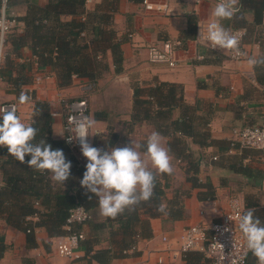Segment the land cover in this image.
I'll list each match as a JSON object with an SVG mask.
<instances>
[{
	"label": "crops",
	"instance_id": "obj_1",
	"mask_svg": "<svg viewBox=\"0 0 264 264\" xmlns=\"http://www.w3.org/2000/svg\"><path fill=\"white\" fill-rule=\"evenodd\" d=\"M8 10V15L15 20L16 31L21 34L23 24L18 21L27 9V4L44 6L48 0H25ZM148 3H167L169 15L146 9L143 0H118V8L113 17V26L121 41L122 72L115 73L109 57V69L95 82L74 78L71 86L58 88L54 72L49 67L38 68L29 48H22L18 56L11 55L12 64L5 68L0 79V104L14 102L21 119L30 123L32 119L33 100L45 101L50 106L52 117V133L62 139L61 128L64 122L60 98L70 100L85 99L88 103V118L95 121L89 129V143L98 148H105L110 137L114 142L109 147H123L132 141L143 143L154 127L146 121L132 120L133 91L132 84L150 87L157 82L175 84L182 90L184 103L197 105V117L208 119L206 133L209 145L199 146L192 138L182 137L188 151L194 158H199L198 177L209 179L215 188L213 200L197 199V189L190 188L184 172L185 163L171 155L173 173L166 189V198H170L174 189L188 190L190 195L184 199L186 216L178 221H163L161 218L150 219L151 236L137 241L134 253L126 258H114L109 264H184L180 257L171 258L168 247L174 246L184 229L191 225L202 224L210 228L213 222L229 209L231 199L238 200L244 210L246 202L256 201L258 212L264 208V154L253 149L242 158V163L251 168L261 170L259 176L243 175L226 166L223 158L227 149L232 128L264 123V85L255 79L254 68L247 64L248 57H261L264 48V16L260 25L253 24V12L238 3L234 16L221 21L229 31L241 29L245 32L244 49L247 58L241 62L230 60L217 51L209 50L194 42L193 31L187 34L188 17L197 22L208 23L212 9L217 0H146ZM102 0H86V8L93 9ZM193 29V24H190ZM195 35V34H194ZM166 40L179 42L175 51L177 66L169 68L163 64H152L147 60L150 45H157ZM29 64L31 72L49 74L40 85L32 81L15 88L8 83L9 75H16V64ZM32 91L33 99L21 104L18 97L21 93ZM179 109L172 111V119L179 116ZM203 131V129H202ZM162 143L167 147L168 138L163 136ZM209 141H212L209 143ZM223 154V155H222ZM235 153L231 156H242ZM219 156L217 161H210L212 156ZM150 170L156 172L155 169ZM51 177V175H50ZM52 180V178H51ZM55 183L54 180H52ZM0 174V185H2ZM92 221L102 222L105 217L100 214L99 207L89 212ZM260 219V218H259ZM31 222L37 219L27 218ZM262 222L264 220L260 219ZM18 226L8 224L0 217V236L3 239L4 251L0 258L3 264H67V259L59 256L56 245L65 236L50 237L43 227H34V245L27 243V236ZM85 239L92 235L88 224L81 225ZM99 243L94 250L110 247L109 229L98 233ZM167 236L169 243L162 241ZM83 242V241H82ZM80 243L78 253L84 257L85 248ZM197 251V250H193ZM86 264H98L95 261ZM247 264H257L250 252Z\"/></svg>",
	"mask_w": 264,
	"mask_h": 264
},
{
	"label": "trees",
	"instance_id": "obj_2",
	"mask_svg": "<svg viewBox=\"0 0 264 264\" xmlns=\"http://www.w3.org/2000/svg\"><path fill=\"white\" fill-rule=\"evenodd\" d=\"M25 0H7L6 12ZM240 6L253 12V24L260 25L264 16V0H239ZM118 8V0H102L93 9L86 8V0H48L44 6L29 3L25 14L19 18L23 31L19 34L16 27L10 30L6 38L4 67L11 66V55L19 57L18 51L29 48L38 68L49 67L53 70L58 88L72 85L73 79H85L95 82L109 69V57L115 73L122 72L121 41L113 26V17ZM187 34L193 31L195 21L188 17ZM193 24V29L190 27ZM264 57V48L262 46ZM16 75H9L8 83L15 88L32 81L33 73L29 64L17 63ZM256 81L264 85V66L254 68ZM133 105L132 120L146 121L155 131L168 138L167 147L170 154L185 163L184 172L190 188L197 189L196 197L200 201L213 200L215 188L209 179L198 177L199 158H194L188 151L182 137L192 138L199 146L209 145L205 129L208 119L197 117V105L184 103L182 90L175 84L157 82L150 87L132 84ZM179 109V116L172 119V111ZM35 112V116H34ZM38 129L34 142L41 139L50 144L52 149L63 151L66 160L71 162L70 176L63 184L53 183L50 173L28 167L8 154L7 148L0 146V174L3 184L0 185V217L8 224H23L27 243L34 245V227H43L50 237L67 236L81 231L80 224H68L70 211L78 207L90 212L98 206L97 199L81 187L80 180L87 163L77 148H72L63 139H57L52 133V116L50 106L45 101L33 100L32 120ZM250 125H255L254 123ZM249 126V125H246ZM203 129V131H202ZM114 139L109 136L107 145ZM212 141H209L211 143ZM249 150L240 151L242 156H226L225 164L243 175L259 176L261 170L242 163V158ZM223 155V154H222ZM225 156V155H223ZM30 156H25V161ZM264 172V171H263ZM155 173L153 197L141 202L134 211L125 210L115 218L105 217L102 222L90 219L89 239H84L85 248L82 259L98 264H109L114 258H126L134 253L140 239L151 236L150 219L161 218L163 221H178L186 216L184 199L190 195L188 190L174 189L171 197L166 198V189L172 176ZM264 176V174H263ZM89 196H92L89 199ZM167 206V215L157 211L158 206ZM246 208L253 207L255 216L264 220V208L258 212L256 201L246 202ZM35 217L31 222L27 218ZM109 229L110 247L94 250L99 243L98 233ZM3 239L0 236V256L4 251ZM184 264H211V260L199 251L183 253Z\"/></svg>",
	"mask_w": 264,
	"mask_h": 264
},
{
	"label": "clouds",
	"instance_id": "obj_3",
	"mask_svg": "<svg viewBox=\"0 0 264 264\" xmlns=\"http://www.w3.org/2000/svg\"><path fill=\"white\" fill-rule=\"evenodd\" d=\"M238 3L239 0H217L212 18L198 38L213 48L234 50L237 55H242L238 38L221 23L234 16ZM6 4L7 0H2L0 16L6 11ZM167 47L170 52L171 46ZM152 58L165 59L157 50H153ZM247 64L252 68L264 66V57H248ZM30 99L29 95L21 93L18 102L29 103ZM34 124V119L31 123L24 122L14 106L0 108V146L6 147L8 154L20 163L47 171L52 180L64 185L70 176L71 162L66 160L62 150L52 149L44 139L34 142L38 133ZM94 124V119L85 117L73 128L74 140L79 141L80 152L87 161L80 185L96 197L102 216L115 218L125 210L134 211L141 202L153 197L155 173L150 166L160 174L173 173L170 150L162 143L163 137L158 131H152L143 143L130 141L123 147H94L87 139L92 136L88 130ZM25 156L31 158L25 161ZM157 211L167 215V206L160 205ZM237 219L247 250L256 258L257 264H264V222L254 215L252 209L238 212Z\"/></svg>",
	"mask_w": 264,
	"mask_h": 264
},
{
	"label": "built area",
	"instance_id": "obj_4",
	"mask_svg": "<svg viewBox=\"0 0 264 264\" xmlns=\"http://www.w3.org/2000/svg\"><path fill=\"white\" fill-rule=\"evenodd\" d=\"M90 1V0H88ZM199 0H196L198 2ZM2 4V0H0ZM146 9L155 10L158 13L169 15L170 9L167 3H148L143 0ZM207 23L197 22L195 26L194 42L209 50L217 51L229 58L230 60L241 62L247 58V53L244 49L245 32L241 29H234L230 32L235 35L239 40V49L242 55H237L234 50L213 48L210 44L206 43L203 39L198 38L199 33L206 30ZM15 26V20L12 16L8 15L6 11L0 16V79L1 70L3 68V61L6 50V38L10 30ZM171 46V51H168L167 46ZM179 46L178 41L166 40L157 45H150L147 51V60L152 64H163L169 68L177 66L175 59V51ZM153 50H157L165 57L163 60H153ZM49 74L37 71L33 74L32 83L40 85L44 79H48ZM30 100L33 99L32 91L28 92ZM59 103L62 106L64 122L61 128L62 139L72 148H79V141L74 140L76 133L73 131L74 124L88 117V103L85 99L70 100L67 98H60ZM15 107L17 114L18 108L14 102L1 103L0 108ZM57 113L52 112L51 116L55 117ZM89 132V130H88ZM89 141V137L87 138ZM73 140V141H69ZM243 149H253L260 151L264 154V123L235 127L231 130V135L228 140L227 149L224 151L225 156H231L239 153ZM219 156L215 155L210 158V161H217ZM242 204L236 200L229 201V209L219 217V220L213 222L210 228L202 224L191 225L183 230L181 236L175 243V247H168V252L172 259L181 257L183 253L188 251L197 250L202 252L206 257L211 260V264H247V258L250 251L247 250L244 238L238 227L237 213L242 212ZM91 219L88 211L81 207L70 211L67 219L68 224L83 225ZM85 239L81 231L72 232L65 236L63 240L59 241L56 245V252L59 256L67 259V264H86L79 255L78 249L80 243ZM164 243H169L167 236H162ZM131 253V252H129ZM162 258H157V263H162ZM0 264H3L0 258Z\"/></svg>",
	"mask_w": 264,
	"mask_h": 264
},
{
	"label": "rangeland",
	"instance_id": "obj_5",
	"mask_svg": "<svg viewBox=\"0 0 264 264\" xmlns=\"http://www.w3.org/2000/svg\"><path fill=\"white\" fill-rule=\"evenodd\" d=\"M6 13L8 14V12H6ZM14 27H15V26H14ZM14 27H13V28H14ZM13 28H12V29H13Z\"/></svg>",
	"mask_w": 264,
	"mask_h": 264
}]
</instances>
